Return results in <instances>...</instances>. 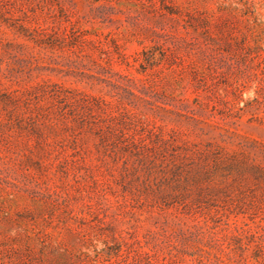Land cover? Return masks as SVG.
I'll list each match as a JSON object with an SVG mask.
<instances>
[{
    "label": "rangeland",
    "instance_id": "1",
    "mask_svg": "<svg viewBox=\"0 0 264 264\" xmlns=\"http://www.w3.org/2000/svg\"><path fill=\"white\" fill-rule=\"evenodd\" d=\"M0 264H264V0H0Z\"/></svg>",
    "mask_w": 264,
    "mask_h": 264
}]
</instances>
